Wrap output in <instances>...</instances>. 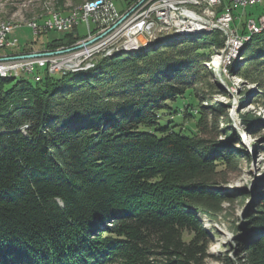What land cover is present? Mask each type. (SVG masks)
<instances>
[{
    "label": "trees",
    "instance_id": "trees-1",
    "mask_svg": "<svg viewBox=\"0 0 264 264\" xmlns=\"http://www.w3.org/2000/svg\"><path fill=\"white\" fill-rule=\"evenodd\" d=\"M220 42L213 31L36 82L0 78V264L220 260L198 215L229 217L223 202L232 195L212 187L239 170L236 133L219 139V105L210 118L199 112L195 133L159 118L167 101L193 87L201 57ZM243 60V75L264 94V31L251 37ZM239 114L248 130L260 123L252 111ZM260 142L264 150V133ZM260 188L245 227L232 228L245 233L236 256L223 254L220 264H264Z\"/></svg>",
    "mask_w": 264,
    "mask_h": 264
},
{
    "label": "rangeland",
    "instance_id": "rangeland-1",
    "mask_svg": "<svg viewBox=\"0 0 264 264\" xmlns=\"http://www.w3.org/2000/svg\"><path fill=\"white\" fill-rule=\"evenodd\" d=\"M90 0H0V23L16 24L11 30L8 38L15 39L16 44L13 47L0 46V56L10 57L13 60L20 61L21 67L24 69L17 70L16 75L2 76L0 78H16L25 79L31 82L40 81L44 75L58 76L66 73H76L75 71H84L91 69L96 65L98 60L102 58L112 57L117 53L128 52L127 49H116L117 45L123 42L133 40L134 38L146 41L141 44L139 49L150 51L148 47L154 45L155 49H164L172 45L182 44L191 41L195 37H205L213 31L220 33V44L213 43L210 45L208 54L201 57L200 76L192 83L190 90L185 91L175 100L167 101L165 108L160 115V121L169 125H174V129H181L190 134L196 132V121L199 112H204L210 118L214 115L213 107L219 105L224 109L219 116V139H226L227 132L236 133L235 143L232 147L238 152L241 165L237 172L228 174L225 184L213 186L212 190L219 191L224 194H231L232 202L224 201L223 207L229 213V217L221 223L210 221L207 217L198 215L202 225L206 229L209 238V252L220 260H211L209 264H220L223 254L235 257L238 251L239 239L242 235L233 233L232 228L241 226L245 227V218L248 212L253 208V204L257 199L258 187L264 192V150L261 149V137L264 133V94L261 93V87L256 78L243 75L244 48L253 35L260 34L264 28L253 33L250 38L235 51L227 53L225 33L219 29L200 30L198 32L185 33L180 31L176 24H166L155 16V12L146 14L157 23L158 26L149 30L137 31L136 35L129 33V29L119 32L112 41H108V45L102 46L100 50L91 54L88 58L81 61L80 65L86 67L84 70L76 69L61 70L50 68L49 64L43 66L39 64L41 57L62 59L64 54L70 51L79 52L87 50L93 44L104 41L96 38L101 32L108 31L112 26L99 22V15L91 14L88 20L79 18L77 22L67 30L57 29H36L34 33L30 23H37L38 27L44 25L43 21L49 14H60L63 17L70 13L82 14L80 6ZM112 3L113 9L119 18L120 24H123L132 13L139 11L142 15L145 11L156 3L157 0H108ZM157 5V3L155 4ZM76 9V10H75ZM81 9V10H80ZM154 9V8H153ZM221 8H215L214 14L220 16ZM232 20L230 22L231 29H237L241 34L247 33V21H257L264 15V0H260L254 6L246 7H230ZM71 11V12H69ZM66 15V16H65ZM71 15V14H70ZM100 19H102L100 17ZM217 18H213L215 21ZM152 22V21H151ZM35 23V24H36ZM181 24V23H178ZM109 33V32H108ZM67 35V38L64 36ZM70 35V36H69ZM107 35V32H106ZM152 37V38H149ZM53 39L57 45H51ZM68 39L71 40L68 42ZM95 39V40H94ZM150 39V40H148ZM155 40V41H154ZM67 41V42H66ZM91 43V45H90ZM166 43V44H165ZM89 46V47H88ZM114 50L106 53L108 49ZM68 50V51H66ZM92 49H89L90 52ZM129 50V51H135ZM218 54H222L223 58H228L229 64L217 62ZM66 51V52H65ZM229 52V51H228ZM0 57V58H1ZM226 60V59H225ZM227 62V61H226ZM92 66V67H91ZM32 67V68H31ZM88 68V69H87ZM17 69V68H16ZM15 69V71H16ZM65 69V70H64ZM32 71V72H31ZM260 97V98H259ZM259 98V100H258ZM252 111L260 117V123L254 130H248L244 125L240 114L242 112ZM190 113V114H188ZM194 114V116H193ZM168 121H171L168 123ZM26 125L20 130L25 132ZM245 151L240 153V151ZM246 153L251 156H246ZM222 166H219L221 168ZM217 187H222L219 189ZM245 193H248L245 194ZM247 195L244 202H241L240 196ZM202 217V218H201ZM245 233H243L244 235ZM238 237V238H237Z\"/></svg>",
    "mask_w": 264,
    "mask_h": 264
},
{
    "label": "built area",
    "instance_id": "built-area-1",
    "mask_svg": "<svg viewBox=\"0 0 264 264\" xmlns=\"http://www.w3.org/2000/svg\"><path fill=\"white\" fill-rule=\"evenodd\" d=\"M259 1L260 0H157V5H155L156 3L152 5L142 15H140L138 13L139 11L137 10L136 12L132 13V15L123 24H120L121 20L119 18L117 19L118 16L114 11L115 9H113L112 7V3H110V1H106L104 4L101 5L86 7L85 9L81 10L82 14H78L77 12L73 13L74 11L70 13L71 15H68L67 13V16L65 15L66 17H63L58 13L49 14L43 21L44 25H41V27H38L36 22V24L33 22L30 23V25H32L34 33L37 32L36 29L41 30L45 27L49 29L67 30L70 29V27H72L80 17L83 20H88V17H92L91 14L99 15L98 20L100 23L106 24L107 26L105 27L111 25L112 28L108 29V31H103V33L101 32V34L96 36L95 39L101 38L104 41H100L93 44V46L89 48L92 49L90 52H88L89 49L82 50L79 52H73V50L67 54H64V58L62 59H55L56 57L46 59V57L43 56L38 61L39 64H41L42 66L45 63L49 64L50 68L54 70L56 68L58 69V67H76V69H78L81 61L87 59L91 54L95 53L97 50L102 49V46L105 47L106 45H108L109 43L107 42L112 41L115 36L119 34V32L121 33V31H123V29H129L130 34L134 33L136 35L137 31L145 29L149 30L152 27L158 26V24L154 23L151 18L149 20L147 17H145L146 14L148 15L152 12H155V16L158 19L162 20L163 23L176 24L178 25V27H180L179 29H187L188 27H197L206 24H221L227 28V32L231 37L232 51V46L240 44V38L243 33L241 34L240 32H237V29L230 28V22L232 20L230 7H246L247 5L254 6ZM218 7L222 9V12H220V16L215 17L214 9ZM186 13L189 15H187ZM100 17L102 19H100ZM213 18L217 19L213 21ZM262 23H264V15L261 16L257 21H254L252 19L248 20L246 24L247 31H250L251 29L260 26V24ZM13 27L15 26L0 27V46L13 47L16 44L15 39L8 38V35L10 34ZM145 39L146 37L144 38V40ZM140 42L142 41L137 37L133 40L126 41L120 45H117L116 48L126 47L128 45H133ZM144 42H146V40ZM20 64L21 62L19 60L16 61L10 57L7 58L6 56H3L0 58V73L17 72L19 68H21L22 70L27 67H21Z\"/></svg>",
    "mask_w": 264,
    "mask_h": 264
},
{
    "label": "bare ground",
    "instance_id": "bare-ground-1",
    "mask_svg": "<svg viewBox=\"0 0 264 264\" xmlns=\"http://www.w3.org/2000/svg\"><path fill=\"white\" fill-rule=\"evenodd\" d=\"M106 1H108V0H90V1H88V2H85V3H83L82 4V6H80V8L83 10V9H85L86 7H88V6H95V5H101V4H104ZM80 9V10H81ZM76 10V9H75ZM53 14V13H52ZM187 14V13H186ZM187 15H189V14H187ZM2 26H16V24H10V23H5V22H3V23H0V27H2ZM219 29V30H221V31H223L224 33H225V39H226V49H227V53H228V51H229V53L230 52H233V51H235V49H238L239 47H241L242 46V44H244V42L245 41H247L249 38H250V36L253 34V33H257V31L259 30L260 31V29H262V28H264V23H262V24H260V26H258V27H256V28H254V29H251L250 31H248L247 33H245V34H243L242 36H241V38H240V44H236V45H234V46H232V51H231V37H230V35H229V33L227 32V28L225 27V26H223V25H221V24H206V25H200V26H197V27H188L187 29H179L180 31H184L185 33H189V32H198V31H200V30H209V29ZM142 38V37H141ZM140 38V40L142 41V42H140V43H136V44H133V45H128V46H126V47H119V48H122V50L123 49H127L128 51L129 50H135V49H139V47L141 46V44L142 43H144V41L145 40H143V39H141ZM149 38H152V37H149ZM148 40H150V39H148ZM155 41V40H154ZM146 42H148V41H146ZM142 47V46H141ZM119 48H116V49H119ZM114 49H110V50H108L106 53H110L111 51H113ZM217 51V50H216ZM219 51V50H218ZM218 51H217V58H216V60H217V62H219V63H224L223 65L224 66H226L227 64H229V55L231 54H229L228 55V58H223L222 56V54H218ZM121 52V51H120ZM227 61V62H226ZM83 67V65H80L79 66V68L78 69H82V70H84L86 67H84V69L82 68ZM92 67V66H91ZM64 67H58V69L59 70H61V69H63ZM65 69H70V70H76V67H65ZM64 69V70H65ZM88 69V68H87ZM77 71V70H76ZM32 72V71H31ZM18 72H2V73H0V77H2V76H10V75H16Z\"/></svg>",
    "mask_w": 264,
    "mask_h": 264
},
{
    "label": "water",
    "instance_id": "water-1",
    "mask_svg": "<svg viewBox=\"0 0 264 264\" xmlns=\"http://www.w3.org/2000/svg\"><path fill=\"white\" fill-rule=\"evenodd\" d=\"M217 188H219V189H222V187L220 188V187H217ZM245 235H243L242 237H244ZM238 238V237H237Z\"/></svg>",
    "mask_w": 264,
    "mask_h": 264
}]
</instances>
